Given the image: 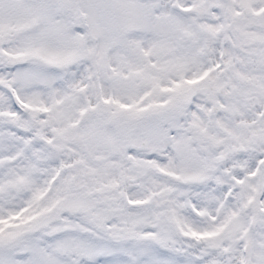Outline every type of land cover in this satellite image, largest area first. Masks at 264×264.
<instances>
[{"label":"snow or ice","instance_id":"1","mask_svg":"<svg viewBox=\"0 0 264 264\" xmlns=\"http://www.w3.org/2000/svg\"><path fill=\"white\" fill-rule=\"evenodd\" d=\"M0 264H264V0H0Z\"/></svg>","mask_w":264,"mask_h":264}]
</instances>
